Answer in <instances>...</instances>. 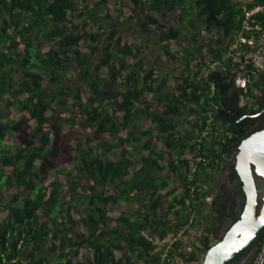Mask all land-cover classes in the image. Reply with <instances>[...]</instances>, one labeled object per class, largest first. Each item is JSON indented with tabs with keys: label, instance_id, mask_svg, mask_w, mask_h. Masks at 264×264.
Listing matches in <instances>:
<instances>
[{
	"label": "trees",
	"instance_id": "trees-1",
	"mask_svg": "<svg viewBox=\"0 0 264 264\" xmlns=\"http://www.w3.org/2000/svg\"><path fill=\"white\" fill-rule=\"evenodd\" d=\"M258 3L0 0V264L203 263L264 128L239 41ZM251 22L264 32V8Z\"/></svg>",
	"mask_w": 264,
	"mask_h": 264
},
{
	"label": "water",
	"instance_id": "water-1",
	"mask_svg": "<svg viewBox=\"0 0 264 264\" xmlns=\"http://www.w3.org/2000/svg\"><path fill=\"white\" fill-rule=\"evenodd\" d=\"M236 168L246 196L244 209L223 238L207 250L202 264H228L264 231V128L242 140Z\"/></svg>",
	"mask_w": 264,
	"mask_h": 264
},
{
	"label": "built area",
	"instance_id": "built-area-1",
	"mask_svg": "<svg viewBox=\"0 0 264 264\" xmlns=\"http://www.w3.org/2000/svg\"><path fill=\"white\" fill-rule=\"evenodd\" d=\"M264 8V4L258 3L254 7L247 9L245 19L243 22V33L240 36L239 41H241L242 52L249 58L252 57V60L255 62V68L258 70H264V32L263 25L260 22H251L253 15ZM256 32L258 36L256 35ZM251 33L252 35H248ZM236 83L243 87H246L248 84V76L244 73H240L236 78ZM210 132V128L205 130V134ZM167 252H165L164 257H166Z\"/></svg>",
	"mask_w": 264,
	"mask_h": 264
},
{
	"label": "flooded vegetation",
	"instance_id": "flooded-vegetation-1",
	"mask_svg": "<svg viewBox=\"0 0 264 264\" xmlns=\"http://www.w3.org/2000/svg\"><path fill=\"white\" fill-rule=\"evenodd\" d=\"M228 264H264V233L248 249L233 257Z\"/></svg>",
	"mask_w": 264,
	"mask_h": 264
},
{
	"label": "rangeland",
	"instance_id": "rangeland-1",
	"mask_svg": "<svg viewBox=\"0 0 264 264\" xmlns=\"http://www.w3.org/2000/svg\"><path fill=\"white\" fill-rule=\"evenodd\" d=\"M113 6V5H112ZM171 22H172V19H171ZM89 29H91L90 27H89ZM203 34H204V36L206 37V36H211V34H209V33H207V32H204L203 31ZM171 43H172V41H171ZM175 46V45H174ZM107 68H105L104 70H106ZM171 84H175V79L174 78H172L171 79ZM147 96L149 97V96H151V93H147ZM15 115V112H13L12 113V115L11 116H14ZM32 123L31 124H34V121H31ZM151 124V121H150V119L149 118H146V119H144V121H143V123H142V126L143 127H146V126H149ZM16 136H17V133H13L11 136H10V139H11V141L12 140H14L15 138H16ZM66 166L68 167V168H71L72 166L70 165V162H66ZM63 180H64V178H62ZM218 187H219V183H216V182H213V190H216V189H218ZM126 208V203L125 202H120L118 205H116V207L113 209V210H111L110 211V213L111 214H113V215H118V214H120L122 211H124V209ZM75 216L76 217H79V213L78 212H76L75 211ZM192 233H193V235L197 238V236H198V233H199V231L198 230H192ZM219 235H220V232H219ZM193 238V240H196V238ZM83 251H85V249H83ZM176 264H182V262L181 261H179L178 263H176ZM185 264V263H184Z\"/></svg>",
	"mask_w": 264,
	"mask_h": 264
},
{
	"label": "crops",
	"instance_id": "crops-1",
	"mask_svg": "<svg viewBox=\"0 0 264 264\" xmlns=\"http://www.w3.org/2000/svg\"><path fill=\"white\" fill-rule=\"evenodd\" d=\"M149 93H151V96H149V97L152 98L153 93L152 92H149Z\"/></svg>",
	"mask_w": 264,
	"mask_h": 264
}]
</instances>
